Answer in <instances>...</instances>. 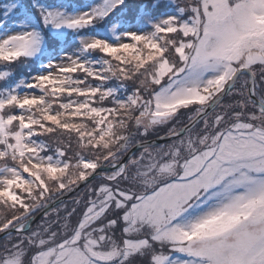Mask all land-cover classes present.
<instances>
[{
	"label": "snow or ice",
	"instance_id": "1",
	"mask_svg": "<svg viewBox=\"0 0 264 264\" xmlns=\"http://www.w3.org/2000/svg\"><path fill=\"white\" fill-rule=\"evenodd\" d=\"M0 264H264V0H0Z\"/></svg>",
	"mask_w": 264,
	"mask_h": 264
},
{
	"label": "trees",
	"instance_id": "2",
	"mask_svg": "<svg viewBox=\"0 0 264 264\" xmlns=\"http://www.w3.org/2000/svg\"><path fill=\"white\" fill-rule=\"evenodd\" d=\"M20 71L23 72V71H26V69L21 68Z\"/></svg>",
	"mask_w": 264,
	"mask_h": 264
}]
</instances>
